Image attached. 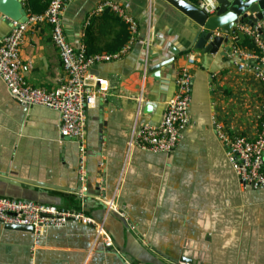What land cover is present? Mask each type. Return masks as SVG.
I'll use <instances>...</instances> for the list:
<instances>
[{
	"label": "crops",
	"instance_id": "crops-1",
	"mask_svg": "<svg viewBox=\"0 0 264 264\" xmlns=\"http://www.w3.org/2000/svg\"><path fill=\"white\" fill-rule=\"evenodd\" d=\"M100 1L66 0L61 13L67 40L82 42L88 52H112L124 41L125 20L113 10H100L91 22L90 11ZM115 1L138 28L126 52L88 70V82L104 79L107 90L86 110V190L68 189L76 185L78 151L74 141L63 146L59 139V113L38 104L23 109L0 78V170L10 166L13 175L48 182L36 193L42 201L83 209L111 240L106 245L93 223L68 219L44 229L38 263L264 264V186L239 180L213 128L216 120L231 133L257 135L259 78L229 57L231 33L224 47L204 55L189 47L194 22L166 0ZM22 2L27 15L35 13ZM13 24L0 13V35ZM171 45L177 52L159 66L156 78L150 66L172 55ZM19 53L31 84L51 89L65 80L48 23L27 26ZM189 53L195 55L190 123L181 128L177 145L169 152L130 145L135 127L160 120ZM31 241L30 230L0 221V264H24Z\"/></svg>",
	"mask_w": 264,
	"mask_h": 264
},
{
	"label": "built area",
	"instance_id": "built-area-1",
	"mask_svg": "<svg viewBox=\"0 0 264 264\" xmlns=\"http://www.w3.org/2000/svg\"><path fill=\"white\" fill-rule=\"evenodd\" d=\"M190 1L208 14L216 9L215 0ZM65 2L66 0H48L44 10L29 14L24 22L13 21L11 29L6 34L0 35V78L5 81L14 98L28 104L52 108L59 113L60 134L68 136L77 145V179L82 182L81 191H84L86 190V186L83 185L86 178V110L94 103L96 94L107 90L104 79L99 80L101 84L98 85L88 82V70L97 62L117 58L126 52L136 36L138 25L136 19L115 0H101L90 11V16L109 7L128 23L130 37L118 50L88 52L82 42L75 45L66 38L61 20ZM38 22H46L50 25L51 38L58 48L66 74L65 80L51 89L31 84L21 71L23 64L19 53L20 42L27 26ZM230 33L232 38L239 33L248 35L259 50L257 53L252 49L234 46L229 50L228 55L239 69H252L260 80L262 100L259 115L260 128L253 138L231 133L224 124L216 120H213V128L224 144L227 158L239 180L254 186H264V38L258 30V24L249 25L238 22ZM194 60V53H189L188 64L183 66L176 75V91L166 101L160 120L135 127L128 140L130 145L151 152H169L177 145L181 128L190 123L188 114V104L192 93L190 65ZM102 201L108 206H113L112 201L108 199H101ZM68 219L93 223L98 233L105 236L104 243L111 244L101 224L81 208L0 195V220L32 225L34 245L38 244L40 235L46 227L61 226ZM27 264H36L32 255Z\"/></svg>",
	"mask_w": 264,
	"mask_h": 264
},
{
	"label": "water",
	"instance_id": "water-1",
	"mask_svg": "<svg viewBox=\"0 0 264 264\" xmlns=\"http://www.w3.org/2000/svg\"><path fill=\"white\" fill-rule=\"evenodd\" d=\"M166 1L194 22L195 37L189 43V47L201 49L204 55L215 53L220 47H224L225 43L229 40L231 29L238 22L249 25L258 24V30L264 38V0H255L254 3H249V0H215L216 9L210 14L206 13L190 0ZM0 13L16 22H24L28 17L22 0H0ZM228 13H234L235 16H229L227 15ZM221 17L224 18L223 22H221ZM221 31L223 32L221 33ZM170 52L172 55L169 57L151 64L150 71L154 73L153 76L156 78H159V66L170 63L173 60V53L177 52V48L171 45ZM15 99L23 106V109H26L27 106L34 105L20 101L17 98ZM58 137L63 142V146L66 141H70L68 136L62 135L60 132ZM76 180V185L68 189L79 192L81 191L82 182L78 179ZM49 185L48 182L34 180L27 176L13 175L10 173V166H7L5 170H0V195L42 201V198L38 194L42 192L43 188L46 189L44 186ZM113 214L115 213L113 212ZM116 217L121 219L118 215ZM2 223L8 228L30 230L32 233V241L29 244L28 259L24 264H27L31 255L35 263L39 264L36 259V251L40 245L42 234L40 235L38 244L34 245L32 225L12 222ZM180 257L186 261L193 260V258L185 254H181Z\"/></svg>",
	"mask_w": 264,
	"mask_h": 264
},
{
	"label": "trees",
	"instance_id": "trees-1",
	"mask_svg": "<svg viewBox=\"0 0 264 264\" xmlns=\"http://www.w3.org/2000/svg\"><path fill=\"white\" fill-rule=\"evenodd\" d=\"M47 1L48 0H27V4L29 5V8H30L31 11H35V12L38 11L39 12V11H42L44 9V7L47 5V3H48ZM104 9H105V11L106 10H111L108 7H105ZM94 16H96V15L93 14L91 16V18L94 17ZM93 21H94V18H92L91 22H93ZM123 22H124V26H125V28H124L125 34H124V38H123L124 41L123 40L122 41H123V43H125L130 37V31H129L128 23L126 21H123ZM88 33L89 32H88V29H87L86 32H85V34H86L85 40L87 42V45L90 46L89 38H88L89 34ZM233 40H234V46L235 47H241V48L249 49V50L252 49V50H254L257 53L259 52L257 45L254 43V41L248 35L239 33L237 36H235L233 38ZM123 43L121 45H123ZM120 46L118 45V48ZM110 51H114V50H110ZM57 205H59V204H57Z\"/></svg>",
	"mask_w": 264,
	"mask_h": 264
},
{
	"label": "clouds",
	"instance_id": "clouds-1",
	"mask_svg": "<svg viewBox=\"0 0 264 264\" xmlns=\"http://www.w3.org/2000/svg\"><path fill=\"white\" fill-rule=\"evenodd\" d=\"M255 2V0H249V3H254ZM227 15H229V16H235V14L234 13H228ZM224 21V18L223 17H221V22H223Z\"/></svg>",
	"mask_w": 264,
	"mask_h": 264
}]
</instances>
